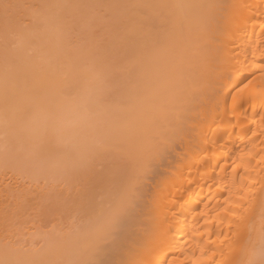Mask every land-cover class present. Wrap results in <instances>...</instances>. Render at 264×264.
Here are the masks:
<instances>
[{"label": "bare ground", "instance_id": "6f19581e", "mask_svg": "<svg viewBox=\"0 0 264 264\" xmlns=\"http://www.w3.org/2000/svg\"><path fill=\"white\" fill-rule=\"evenodd\" d=\"M0 59V166L82 189L27 246L0 210V264H264V0H0Z\"/></svg>", "mask_w": 264, "mask_h": 264}, {"label": "rangeland", "instance_id": "374dc122", "mask_svg": "<svg viewBox=\"0 0 264 264\" xmlns=\"http://www.w3.org/2000/svg\"><path fill=\"white\" fill-rule=\"evenodd\" d=\"M3 57H4V55H3ZM1 60V59H0ZM4 140H1L0 141V149H2L1 151H0V157L1 158H6L7 160H8V152L10 151H12V149L10 150L9 148H11V145H9L7 142H3ZM2 142V143H1ZM4 143V144H3ZM5 145H7V147L5 146ZM8 145H9V148H8ZM2 146H4V148L2 147ZM8 150H7V149ZM6 149V150H5ZM8 151V152H7ZM2 152V153H1ZM3 152H5V154L3 153ZM6 152H7V154H6ZM9 152V157H11L10 159H9V161H8V165L7 166H10V165H12L11 163H10V161H13V160H11V159H13L14 157V152H15V150L13 149V151L10 153ZM4 154V155H3ZM13 154V156H11ZM2 156H4V157H2ZM0 158V164H1V166H2V159ZM19 158V159H18ZM17 158V156H16V159H18V162H19V167L20 168H18L17 166H15L16 164V160L14 161L15 163H13V164H15L14 166L16 167V168H18L17 170L16 169H14V172L15 173H17V171H18V173L20 174V175H16L15 173H13V169H11L12 171L10 172V171H7V170H9L10 168L9 167H7L6 165H5V161H7V160H4L3 161V165H5V166H3V167H1L0 166V169L2 168L3 169V171H4V174L2 173V170L0 171V186L2 185V186H6V187H8V186H10L9 188L10 189H12L13 191L17 188V190L18 189H20V193H18V195L19 196H17V194L15 195V198L13 197L12 199H10V201H8V200H6V201H8L9 203H7L6 201H4L5 199H2L3 197L5 198V196H0L1 197V199H0V210H2L3 208V210L2 211H4V210H6V207L8 208L7 210H9V211H6V213H8V217H10L9 215H11V217L12 216H15V218L14 219H16V218H18L19 217V219H17L18 221H16V220H13L14 221V223L12 222V224H14V225H10L9 227H8V225H9V223H11L10 221H9V219H13V218H9L8 219V221L9 222H5L7 225V227L9 228V230H8V228L7 227H4L3 228V224H4V222L3 221H5L4 219H6V218H4L5 217V215L3 214L2 216H4L3 218V220H2V218L0 219V223H3V224H0V226H2L1 228H2V230H4L5 232H7L6 230H8V231H10V230H13V232L11 231V232H9L12 236H15V237H13L14 239H16L17 241L18 240H20L19 242H21L20 244L16 241V240H14V242L16 241L17 243H18V246L19 245H22V246H27V245H29V241L31 242V237L32 236H30V233H32V232H30L31 231V227H33V225H35L36 223H38L37 225H35L34 227H33V229L32 230H34V231H36V230H38V228L40 227V229L42 228L43 230H41V231H46L47 229H48V227L49 228H51L53 225H55V224H57L58 222L57 221H59L58 220V217L60 216V217H62L61 219H60V223L63 221V220H65L66 219V221L65 222H69L70 223V221L72 222L73 221V223H74V221L75 220H73V218H78V217H80V220H81V216H79V213L77 212V210H79L77 207L78 206H74L75 205V203H76V201L77 200H79V198H78V196L76 195V192H78V190L77 189H81V187H80V185H77V184H79V183H76V185H77V188H75V186H74V188H72L73 187V185L71 186V182L72 181H70L71 179H66V180H68L69 182H67V181H64L63 182V176H61L60 177V175H58L57 177H56V175H55V177L53 178H51V177H49V176H51V175H53L54 173H52V174H50L49 173V176H47L46 177V175H47V173H46V171H45V173H43L42 171H40L41 170V165L39 164V166H36L37 164H35L34 162L32 163V162H29V161H25L24 159L22 160V159H20V157H18ZM21 161V163H20V161ZM23 161L25 162V163H23ZM28 163H29V167H28ZM30 163H32V164H30ZM18 165V164H17ZM36 166L34 169L35 170H33V166ZM21 166H23V169L25 170V168H26V170H25V172H24V170L22 169V167ZM30 166H32V167H30ZM7 167V168H6ZM12 168H13V165L11 166ZM38 167V168H37ZM9 168V169H8ZM38 170H37V169ZM99 169H101L102 167L101 166H99L98 167ZM6 169V170H5ZM40 169V170H39ZM21 170H22V172H21ZM36 173H33V171ZM5 171H7V172H5ZM20 171V172H19ZM40 172V173H39ZM103 172H105V171H103ZM102 172V173H103ZM17 173V174H18ZM39 173V174H38ZM43 173V174H42ZM36 176H35V175ZM40 174H41V176H40ZM46 174V175H45ZM32 175L34 176V177H32ZM44 175V176H43ZM105 175V174H104ZM106 176V175H105ZM32 177V178H31ZM60 177V178H59ZM65 177H67V176H65ZM59 178V179H58ZM62 178V180H60ZM106 178V177H105ZM105 178L104 177H102L101 179L102 180H105ZM53 179V180H52ZM57 179V180H56ZM56 180V181H55ZM61 182H59V181ZM54 181V182H53ZM59 182V183H58ZM67 183H69V184H67ZM74 184V183H73ZM8 185V186H7ZM54 185H55V188H52V187H54ZM69 185V186H68ZM1 186V187H2ZM67 186V187H66ZM70 186H71V190H73L74 189V191H75V197L72 195V193L71 192H73V191H71L70 190ZM4 187H2L3 189H5ZM80 187V188H79ZM1 188V189H2ZM68 188V191L66 190ZM76 189V190H75ZM66 190V191H65ZM82 190V189H81ZM70 191V193H66V192H69ZM14 192H16V190L14 191ZM82 192V191H81ZM81 192L79 191L78 192V195H81ZM65 194H67V197L69 198V202H66L65 203V201H67L66 200V196H65ZM70 194L73 196V200L75 201V202H73V200H70L71 198H72V196H70ZM23 195V196H22ZM16 196H17V198H16ZM20 196H22L21 198L23 199V198H25V200L23 199H21V201L23 202H21L22 203V205L24 204V202H25V205H28V206H30L29 208H30V210H28V213L26 214L25 212H23L21 209L22 208H24L25 210L27 209L26 207H28V206H22L21 205V203H20V208H19V202H20ZM78 199H77V198ZM67 198V199H68ZM77 200H76V199ZM7 199V198H6ZM13 199H15L16 200V202L17 201H19V202H15V200H13ZM19 199V200H18ZM1 200H3V201H1ZM64 200V201H63ZM12 201V209L13 210H15V208L18 210L17 212H19V209H20V212L22 211V213H21V215L23 214V213H25L26 214V216H25V214H23V216L26 218H28L29 220H27V221H29V223H28V225H25L27 222H25L26 221V219L24 218V220L25 221H21L22 219H23V216H21L20 214H18V215H20V216H17V212L15 213L14 211V214H13V212H12V209H11V212H10V209L9 208H11V204H10V202ZM70 201H72L73 202V204L74 205H70ZM3 202H5V203H3ZM13 202H14V204H13ZM40 203H41V206H42V210L46 207H48L49 209H46V212H43L42 210H41V213L43 212L44 213V219H43V216H41V218H40V215L39 216H37L39 213H40V209L41 208H38L39 206H38V204L40 205ZM45 203V204H44ZM57 203V204H56ZM2 204H4V205H2ZM9 204L10 206L8 207L7 205ZM17 204V205H16ZM30 204V205H29ZM54 204H55V206H54ZM64 204V205H63ZM14 205V206H13ZM50 207H49V206ZM62 205V206H61ZM69 206L68 207V209H67V212H66V209L65 208H67L66 206ZM77 205V204H76ZM2 206V207H1ZM5 206V207H4ZM16 206V207H15ZM45 206V207H44ZM72 206V207H71ZM76 208V209H74V211H76V213L74 214V211H73V209L72 208H74V207ZM56 207V208H55ZM62 207V208H61ZM23 209V210H24ZM55 209V210H54ZM61 209V210H60ZM69 209L70 210H72L71 212H69ZM24 210V211H25ZM39 210V211H38ZM49 210V211H48ZM60 210V211H59ZM54 211V212H53ZM19 212V213H20ZM26 212H27V210H26ZM52 212V213H51ZM61 212V213H60ZM4 213H5V211H4ZM10 213H12V214H10ZM47 213V214H46ZM56 213H57V215H58V217H55V219L57 220L56 221V223L55 222H52L53 220L55 221V219H54V217L53 216H57L56 215ZM67 213H68V215H67ZM70 213V214H69ZM16 214V215H15ZM45 214H46V216H45ZM55 214V215H54ZM76 214H78V217H77V215ZM81 214H82V212H81ZM80 214V215H81ZM50 215H53V216H50ZM70 215V216H69ZM74 215H76V216H74ZM2 216H0V217H2ZM17 216V217H16ZM74 216V217H73ZM20 217H22L21 218V220H20ZM37 217H39V218H37ZM47 217V218H46ZM51 217V218H50ZM68 217V218H67ZM70 217V218H69ZM65 218V219H64ZM72 218V219H71ZM37 219H39V221L37 220ZM40 219H41V221H40ZM71 219V220H70ZM7 220V219H6ZM35 220H37V221H35V223H34V221ZM43 220V221H42ZM47 220V221H46ZM52 220V221H51ZM67 220H70V221H67ZM2 221V222H1ZM15 221H16V223H15ZM33 221V222H32ZM77 221H78V219H77ZM24 222V224L23 225H19L18 223H20V224H22V223ZM41 222L43 223H47L48 224V227H45V225L47 226V224H45L44 225V223H43V225H39V224H41ZM65 222H62L63 223V225H64V223ZM50 223H51V225H50ZM52 223H54V224H52ZM59 223V227L61 226H63L62 225V223L60 224ZM69 223H65V225L63 226V228H66L67 229V227H70V225H69ZM76 224H77V222H75ZM16 224V225H15ZM18 224V225H17ZM32 225V226H31ZM67 225H69V226H67ZM38 226V228H36ZM51 226V227H50ZM58 226V225H57ZM27 227V228H26ZM28 227H29V229H28ZM55 227H56V225H55ZM60 227V228H61ZM1 228H0V230H1ZM5 228H7L6 230H5ZM10 228H12V229H10ZM35 228H36V230H35ZM45 228H47V229H45ZM28 229V230H27ZM1 230V231H2ZM15 230L17 231L16 233H14L15 232ZM49 230V229H48ZM4 231H2V232H4ZM28 231L30 232L29 233V235H28ZM2 232H0V233H2ZM4 232V233H5ZM39 232H40V230H39ZM39 232H38V234H39ZM8 232H7V234L6 235H8L9 234ZM13 233V234H12ZM19 233L21 234V235H19ZM41 233V232H40ZM9 234V235H10ZM23 234H25V236L23 235ZM6 235H4V236H6ZM11 235L9 236V237H11ZM8 237V236H7ZM28 238H29V240H28ZM11 239V238H10ZM25 240H27V241H25ZM22 241L24 242V243H26V244H22ZM16 244V243H15Z\"/></svg>", "mask_w": 264, "mask_h": 264}, {"label": "snow or ice", "instance_id": "6c2138e0", "mask_svg": "<svg viewBox=\"0 0 264 264\" xmlns=\"http://www.w3.org/2000/svg\"><path fill=\"white\" fill-rule=\"evenodd\" d=\"M7 6V5H6ZM93 80H100L101 75L99 73H93L92 77ZM58 115L54 108H41L38 110L35 118L34 123L37 126V129L39 131H56L57 125H58ZM133 193L134 188L132 186H129L127 189H125L121 195L120 199V207L123 211H128L134 206L133 202ZM107 224L109 229V234H111V231H113L116 227H118L119 220H118V214L109 216L107 218Z\"/></svg>", "mask_w": 264, "mask_h": 264}]
</instances>
